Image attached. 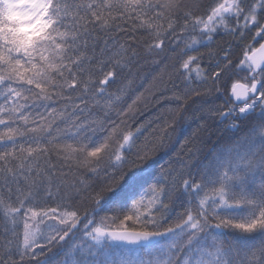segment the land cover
<instances>
[{"label":"snow or ice","instance_id":"6c2138e0","mask_svg":"<svg viewBox=\"0 0 264 264\" xmlns=\"http://www.w3.org/2000/svg\"><path fill=\"white\" fill-rule=\"evenodd\" d=\"M246 4L247 0H224L212 8L206 19L193 18L185 13L180 30L187 31L191 24V32H201V39L190 35L185 38V43L194 48L197 44L212 41L218 25H223V31L230 35L241 37L250 25H254L255 37L264 39V23L258 19V16L264 17V0L247 4V12L244 11ZM177 7L174 0L163 3L159 0L156 3L151 0H108L107 3L104 0L99 3L95 0H0V90L6 89L4 105L0 106V125L6 129L4 134H0V162H3L0 172L5 174V182L8 183V175L12 176L11 183L17 182L18 176L13 167L30 171L35 166L39 175L43 169L38 167V162L47 155V149L38 138H29L24 142L14 138L17 134L23 135L17 122L24 121L27 125L29 117L38 108L44 111L36 113V118L45 120L49 117L55 120L57 116L67 114L65 124L70 123L75 129L69 135L77 145H67V151H79L83 154L80 164L108 178L91 186L80 181L79 188L71 185L70 191H62L61 185L54 184L52 176L46 173L47 183L37 187H43L44 195L58 197L61 201L73 193L79 199L83 191V196L94 205V214H98L101 208H107L119 217L122 211L131 209L130 214L124 215L123 221L135 219L143 228L132 232H106L88 217L82 225L81 237L88 242L77 243L73 230L80 223V217L76 210L62 211L59 213L60 223L68 226L61 229L50 225L51 232L45 243L51 245L47 251L59 247L58 255L71 259L53 260L52 264H264V83L259 91L256 83L244 92H238V86H233L232 94L236 100L243 96V106H237L238 110L229 107L227 111L212 109L209 112V115L218 114L222 121L231 118L234 123L230 130L237 131L239 126L235 121L248 119L259 108V123L251 128L243 151H240L239 143L227 152L213 149L207 162L201 161L196 172L191 170L190 162L201 149L190 146L186 150L192 155L188 161H181L178 174L189 210L174 226L165 227L153 215L140 211L142 204L146 209L158 205L157 211L168 208L165 201L171 200L177 190V173L171 170L172 162L169 161L167 166L160 164L150 149L133 152L136 144L133 132L120 130L124 121H113L109 126L113 112L117 116L126 115L116 109L128 84L116 92L109 89L122 80L137 54H130L128 48L119 43V37L112 38L114 32L123 29L109 28L108 18H112L114 13H121L126 18L141 20L139 26L145 28L156 41L147 46L145 54L155 56L160 55L156 49L164 44L161 29L142 17L151 14L160 16L163 13L158 9L171 12ZM228 19L237 22L240 32L229 29ZM173 23L170 22L168 28H172ZM193 59L189 57L182 67L188 69ZM223 62L225 66L231 63L228 59ZM216 67L219 68V64ZM234 67L251 73L253 80L264 78V43L257 48L247 45L242 59ZM184 75L187 77L189 74ZM214 75L219 77L220 72L215 71ZM197 79H200L199 74ZM188 87L190 85H186V89ZM249 92L254 94L250 102ZM200 94V91H195V95ZM191 95V91H186V96ZM176 98L181 99L179 96ZM55 101H64V104L58 109L52 106ZM195 103L200 105L196 112L204 113L205 102ZM181 108L178 107L177 111ZM131 111L129 105L127 112ZM207 118L201 117L202 120ZM25 131L34 132L36 128H25ZM98 132L105 135L97 138L95 134ZM109 141H113L114 147L105 153V157L111 169L99 173L100 153L109 147ZM25 152L27 156H24ZM33 153L37 155L28 160L27 157L33 156ZM131 156L135 159H126ZM9 157L19 161V164L9 167ZM89 157L97 159L90 160ZM45 163L50 162L46 160ZM166 184L168 191H165ZM194 202L195 215L191 211ZM24 206L20 201V207ZM19 210V207L10 209ZM55 213L57 208L53 207L50 212L45 211L44 216L56 219ZM141 216L145 219L141 220ZM149 224L154 225L150 230ZM29 228L30 225L25 222L24 248L40 247L35 233L29 232ZM66 238L69 239L64 243ZM114 242H119L116 248L131 246L126 248L129 255L121 257L113 248ZM140 251H144L146 256L132 255ZM11 256L9 250V264H14Z\"/></svg>","mask_w":264,"mask_h":264},{"label":"trees","instance_id":"16d2710c","mask_svg":"<svg viewBox=\"0 0 264 264\" xmlns=\"http://www.w3.org/2000/svg\"><path fill=\"white\" fill-rule=\"evenodd\" d=\"M95 2L99 3L101 0H95ZM104 2L107 3L108 0H104ZM145 2H148V0H145ZM151 2L156 3L157 0H151ZM159 2L163 3L165 0H159ZM174 2L178 7L171 12L158 9L163 13L162 15L151 14L142 17V19L160 26L164 39L161 48L156 49V52L160 55L148 56L145 54L147 46L154 44L156 41L151 35L147 34L145 28L139 26L142 23L141 20L126 18L121 13H114L112 18H108L109 28L119 27L123 29V31L114 32L112 38L119 37V43L124 44L130 54L132 52L137 54L130 70L124 73L121 81L109 89L111 92H116L124 84H128V89L116 109L119 112H125L126 115L117 116L113 112L109 126L113 121L116 123L121 120L124 121L120 125V130L133 132V138L136 141L133 152L150 149L154 153L155 159L160 161V164L167 166L169 161L172 162L171 170L177 173L175 176L176 194L171 200L165 201L168 204L167 209L157 211L158 206L149 213L165 227L174 226L178 219L185 216L189 210L187 198L182 194L178 174L181 171V161H188V157L192 155L191 152L186 150L190 146L201 149V152L197 153L190 162L191 170L196 172L201 161L207 162L213 149H216L217 152H227L229 149H235V145L239 143L240 151H243L245 139L251 128L259 123L257 119L260 114L259 108L248 119L236 121L239 126L237 131L230 130L231 125L234 123L231 118L222 121L218 114L212 113L209 115V112L212 109L227 111L229 104L236 107L229 97L230 91L236 83H245L250 87L255 81H259L261 84L264 83V78L258 77L257 80H253L251 73L241 70L239 67H234L242 59L243 50L247 45L251 44L253 48H257L263 41V39L255 37V26H249V29L244 31L243 37L230 35L223 29H218L213 33L212 41H205L203 44H197L194 48H189L185 43V38L191 35L199 40L201 39V32H191V24H189L187 31L180 30L184 25L185 13L191 14L193 18L206 19L207 15L211 14L212 8L218 3L224 2V0H174ZM257 2L258 0H247V4ZM247 4L244 7L245 12H247ZM258 19L264 23V17L258 16ZM173 21V27L168 28V24ZM228 27L229 29H235L237 33L241 30L233 19H228ZM254 37L255 39H253ZM189 57L195 59L191 60L188 69H184L182 65L189 60ZM225 59L231 61L227 66L223 62ZM217 64H219V68L216 67ZM215 71L220 72L219 77L214 75ZM184 73L189 75L186 77ZM198 74L200 79H197ZM186 85H190V87L186 89ZM77 86L79 87V85ZM104 87L109 88L108 85ZM197 90L201 93L199 96L195 95ZM186 91H191L192 95L186 96ZM5 93L6 89L0 90V106L4 105ZM177 96L181 99H177ZM137 97L139 98L137 99ZM196 101L205 102L204 113L196 112V108L200 106L195 103ZM229 101L230 103H226ZM63 104L64 101H55L52 106L59 109ZM129 105L132 107L131 112H127ZM180 106L182 108L178 112L177 109ZM81 107H85V105H81ZM92 110L95 111V108L93 107ZM43 111V108L35 109L29 117L27 125L24 121H18L19 132H22L23 135L17 134L14 137L20 142L33 137L41 141L43 147L47 149V155L42 156L38 162V167L43 171L37 175L35 166L30 171L27 168L18 170L13 166L18 165L19 161L9 157L11 163L8 166L13 167V171L17 173V182L11 183L12 176L8 175V183H6L5 174L0 172V264H9V250L12 252L11 261L14 264H42L44 261L52 264L53 260H70V257L58 255L59 247L47 251V248L51 245L45 243L51 232L50 225L61 229L68 226L60 223L59 213L62 211L76 210L77 215L80 217V223L73 230L76 232L77 243L88 242L86 238L81 239L82 225L85 218L88 217L93 218L95 226L107 230H143L141 223L135 219L123 221L124 215L130 214L131 209L127 212L122 211L119 217L107 208H101L98 210V214H94L92 212L94 205L83 196V191H81L79 199L73 193L71 196H65L61 201L58 197L44 195L43 187H37L42 183H47L46 173L52 176L54 184L59 183L61 185L62 191H70L69 186L71 185H76L79 188L80 181H85L91 186L108 178L107 175L93 173L89 171L87 166L80 164L79 161L83 154L79 151L76 153L67 151V145L77 146L69 135V132L75 129L70 123L65 124L67 114L57 116L55 120H52L51 117L47 120L36 118V113H43ZM202 116H208V118L202 120ZM32 127H35L36 131H25V128ZM5 131L4 126L0 125V134H4ZM104 135L105 133L99 132L95 134L97 138ZM161 145H164L163 149ZM24 146L27 147L28 145L25 143ZM113 147V141H109V147L100 153L99 173L111 169V164L106 159L105 153L112 150ZM36 155L37 153H33V156L27 158L31 160ZM24 156H27L26 152ZM89 159L95 160L97 158L89 157ZM126 159L133 160L135 156L126 157ZM46 160L50 163H45ZM2 166L3 162H0V167ZM158 167L159 165H157ZM168 183H171V181H168ZM55 190V187H53V191ZM165 191H168L167 184L165 185ZM20 201H23L24 207H20ZM18 207L20 208L18 212L10 211V209ZM53 207L57 208V213L53 214L57 218L48 219L44 216V212H50ZM191 211L193 215L196 214L195 202L192 204ZM33 213H36V215L33 216ZM143 219L145 217L141 216V220ZM25 222L30 225L28 231L35 233L36 242L41 245L40 247L24 248ZM152 227L154 225H148L149 230ZM77 229L80 231H77ZM69 238H66L64 243H67ZM116 245L113 244V248H116ZM126 248L120 246L116 248V251L121 257H125L129 255ZM21 255L23 259H21ZM110 255H114V253L110 252ZM132 255L144 257L146 253L140 251Z\"/></svg>","mask_w":264,"mask_h":264},{"label":"water","instance_id":"95a60500","mask_svg":"<svg viewBox=\"0 0 264 264\" xmlns=\"http://www.w3.org/2000/svg\"><path fill=\"white\" fill-rule=\"evenodd\" d=\"M262 43H264V40L262 41ZM251 76H252V74H251ZM254 83H256V86H257V89H258L259 86H260V82H259V81H256V82H254ZM234 86H238V87H237V91H238V92H244V90H245L246 88H250L249 86H247V85H245V84H243V83H237V84H235ZM252 95H254V94L251 93V92H249V93H248V98H250V96H252ZM230 97H231V99H232V101L234 102L235 105H241V104L244 103L243 96L241 97L240 100H236L235 97H234L233 94H232V91H231V93H230ZM104 230H105L106 232H117V233H120V232H132V231H135V230H131V229H109V230L104 229ZM113 244H119V242H114ZM121 246H123V245H121ZM123 247H131V246H123Z\"/></svg>","mask_w":264,"mask_h":264},{"label":"rangeland","instance_id":"374dc122","mask_svg":"<svg viewBox=\"0 0 264 264\" xmlns=\"http://www.w3.org/2000/svg\"><path fill=\"white\" fill-rule=\"evenodd\" d=\"M229 2H231V0H229ZM226 23H227V25H228V20H226ZM239 23L242 25L243 24V16L241 15V19H240V21H239ZM251 26H254V25H250V27ZM218 29H223V25H218L217 26V30ZM257 39H259L260 37H256ZM256 82V81H255ZM240 83V82H239ZM237 84V83H236ZM243 84H245V83H243ZM245 85H247V84H245ZM248 86V85H247ZM250 87V86H249ZM233 88V87H232ZM231 91H232V89H231ZM231 91H230V93H231ZM229 97H230V94H229ZM230 99H231V97H230ZM232 100V99H231ZM250 100H251V97H250ZM250 100H249V102H250ZM233 102V101H232ZM234 103V102H233ZM230 106L229 107H232V108H237V110H238V107L237 106H243V104H241V105H235L236 107H233L231 104H229ZM237 121V120H236ZM236 121H235V123H236ZM234 122V121H233ZM147 201L145 200V203H146ZM156 207H158V205H156V206H154V207H152L151 209H146L145 208V206L142 204L141 206H140V211L141 212H145L146 213V215L147 214H149L150 212H152ZM145 217V216H144ZM135 231H137V230H135Z\"/></svg>","mask_w":264,"mask_h":264},{"label":"bare ground","instance_id":"6f19581e","mask_svg":"<svg viewBox=\"0 0 264 264\" xmlns=\"http://www.w3.org/2000/svg\"><path fill=\"white\" fill-rule=\"evenodd\" d=\"M261 84V83H260ZM260 87V86H259ZM259 89V88H258Z\"/></svg>","mask_w":264,"mask_h":264}]
</instances>
